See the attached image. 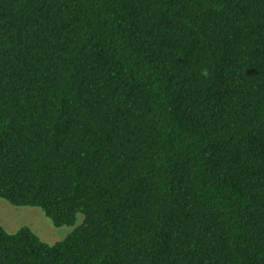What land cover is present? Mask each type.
<instances>
[{"label": "trees", "instance_id": "1", "mask_svg": "<svg viewBox=\"0 0 264 264\" xmlns=\"http://www.w3.org/2000/svg\"><path fill=\"white\" fill-rule=\"evenodd\" d=\"M0 198L73 227L0 264H264V0H0Z\"/></svg>", "mask_w": 264, "mask_h": 264}, {"label": "rangeland", "instance_id": "2", "mask_svg": "<svg viewBox=\"0 0 264 264\" xmlns=\"http://www.w3.org/2000/svg\"><path fill=\"white\" fill-rule=\"evenodd\" d=\"M83 216H78L77 224L82 223ZM0 226L9 233H15L26 226L31 228L44 242L55 244L63 240L73 227L57 228L48 219L40 207L14 206L0 198Z\"/></svg>", "mask_w": 264, "mask_h": 264}]
</instances>
